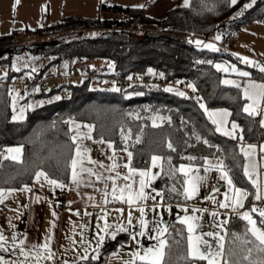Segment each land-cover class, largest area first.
<instances>
[{"label":"trees","instance_id":"16d2710c","mask_svg":"<svg viewBox=\"0 0 264 264\" xmlns=\"http://www.w3.org/2000/svg\"><path fill=\"white\" fill-rule=\"evenodd\" d=\"M245 4L251 6L244 8ZM100 11L116 17L70 16L52 26L30 32L37 37L51 34L67 37L64 41L41 45L30 52L35 57L50 58L38 74L15 73L10 69L15 54L0 56V68L7 69V75L0 79V151L15 146L21 149L19 161H0V188L15 189L27 185L37 171H44L66 184L70 174L68 165L73 155L68 123L76 120L91 124L94 138L110 141L116 151L126 149L131 152L130 166L133 168L145 169L153 155L161 157L162 169L154 189L165 203L187 202L180 165H200L205 157L221 158L234 185L245 189L249 199L251 186L244 175L243 157L236 143L215 133L199 106L203 103L205 108L228 109L230 120L241 128L244 141L264 140V129L257 126V117L243 112L245 101L241 90L223 86L220 82L222 74L214 66L219 61L240 63L227 50L201 48L189 38L207 40L220 30L232 33L249 23L264 21V0H236L235 4L230 0H191L188 7L169 11L157 23L161 26L159 31L139 28L141 23L148 22L142 9L100 5ZM132 26L134 30H128ZM91 29L97 30L98 34H83V31ZM24 34H29V31L0 35V49L31 44H14ZM92 60L107 63L99 69L113 76L139 73L154 80V84L100 89L96 81L83 78L77 82L56 83L51 90L31 86L24 90L21 103L48 99L63 91L66 97L27 110L21 121L12 119L10 86L14 79L22 82L28 77L39 81L65 76L74 64L94 68L86 65ZM250 75L264 79L263 73L253 69H250ZM171 80H176L180 86L186 81L192 84L195 90H189L197 93L200 103L188 99L179 87L169 86ZM166 88L172 91H165ZM178 92L184 95L180 96ZM156 116L160 120L153 126ZM137 136H140L139 142L136 141ZM169 143L175 151L167 147ZM245 228L246 222L238 218L231 219L228 227L225 250H230L233 255L226 258L240 264H247L243 256L252 245L234 242L233 233L243 234ZM124 240L125 235H120L104 241L98 258L87 259L81 264H105L108 256ZM165 251L164 261L170 264H193V260L187 257L185 229L179 224H171Z\"/></svg>","mask_w":264,"mask_h":264},{"label":"crops","instance_id":"0c3cea01","mask_svg":"<svg viewBox=\"0 0 264 264\" xmlns=\"http://www.w3.org/2000/svg\"><path fill=\"white\" fill-rule=\"evenodd\" d=\"M190 2L191 0H188V4L185 6V0H0V26L2 19L9 20L10 17H14L17 14L23 17L28 13V9H30L28 15H32L33 19L34 17H38V15L41 17V26L38 24V20L34 19L31 22L34 24L30 25L32 28L29 30L26 29L32 37V41L29 43L38 44L41 41L54 38L60 34L37 37L30 34L33 30L42 28L43 26H52L61 19L70 16L85 18L100 17L102 19L114 18L116 17L115 15L100 11V5H117L131 9H142L143 17L146 18L148 22L141 23L139 28L142 30H159L161 26L157 23L162 21L169 11L177 7H188ZM42 16L49 19L45 21L42 19ZM35 22L37 23L35 24ZM239 30L238 33H230L227 31L229 32L228 35L222 36V39L232 35L235 37L236 46L233 51L228 52L233 54L240 64L230 61H219L216 62L214 66L216 70L222 74L220 82L222 80H233L239 85V87H237L233 84L221 83L223 86L236 87L241 90L242 97L245 101L242 107L243 109L244 105L249 103L243 95L245 85L250 81L258 84L264 83V79L253 78L250 75V69H252L253 65L242 62L240 58L247 57L248 60L253 62L256 60L264 61V21L249 23ZM12 31L15 30L10 28L8 32L4 34L0 33V35H8ZM96 31L95 29L86 30L85 32L83 31V34L88 32L95 33ZM201 41H206L208 43L209 39ZM221 41L219 40L217 42L211 40L210 43L214 44L217 48ZM241 44H244V46L242 47ZM201 45H204V43H201ZM26 53L31 54L30 52ZM26 53L23 51L21 54H15L10 67L13 72L17 73L22 71L23 73L38 74L50 62V58L47 57L41 59L37 57L28 58ZM101 61L99 60V64L95 66L90 64L91 61H89V64L94 68L107 65V63L100 64ZM217 64L221 65V69H217ZM13 65H15V67H13ZM233 66L239 71L249 73V75L244 77L237 73H233L231 71ZM225 69H227V71H225ZM6 75L7 69L4 67L0 68V79L4 78ZM53 78L50 77L49 80ZM60 80L64 83L69 80L78 79L62 78ZM11 85L20 87L21 95L24 96V90L26 88L21 86V80L14 79ZM190 90L192 91L193 88ZM56 97L60 98V93L53 94L48 99H38L24 103L20 102L19 104L15 102V106H13L12 99V119L13 115L19 116L21 114L22 108L24 109V119L27 110L36 109L44 103L56 101L58 100L55 99ZM27 105H31V107H27ZM200 109L215 133L236 143L238 151L243 157V172L246 158L241 149L248 150V145L255 146L250 150L252 153L250 159L256 164V173L253 179L257 181L259 187H253L251 181L247 177L251 186V194L249 199L247 194L244 198L243 208H239L240 212L249 211L253 208V204L256 201H264V152L261 151V145H264V140L252 143L244 141L240 127L234 130L235 138L226 136L223 132H217L215 125H213L205 115L204 109L201 107ZM206 109L209 111L226 110L229 116L227 117V123L224 124L223 127L227 131H233L231 127L233 121L230 120V111L228 109L222 107ZM244 113L248 115L246 112ZM255 117H257V126L264 129L259 122L260 119L264 118V108L258 110ZM23 119L14 121H21ZM70 122L68 123V129L71 128V131L69 130L70 137L77 135L78 132L80 133V138L76 143L72 141L73 155L76 154V144H80L82 148L89 149L90 151L86 153V156L91 157V160L97 163L91 164L85 160L84 167L91 168L94 174L89 175L87 172H82L80 174L81 181L77 185L71 182L70 169L68 182L64 184L63 188H53L43 177L37 180L34 175L29 184L15 188V191L10 194L7 192V189H4V199L3 202H0V235L5 238L3 241H0V244L3 245V247H0V259L4 261V264H81L87 259H91L93 255L98 258L100 248H97L96 245L99 236L103 235L105 241L112 240L110 233L116 231V226L118 225H123L126 231L116 232V237L125 235V240L120 242L116 250L108 256L105 264H125L126 261L131 260L133 250L138 248H149L155 245L156 240L152 239L151 236L155 234V229L160 226L167 228V232L165 233L167 240V235L172 223L179 224L185 229L187 248V228L186 225L179 220L180 217L184 216L196 217L193 221L197 226L196 234L218 232L224 237V247L226 249L229 223L233 218H241L236 215L230 207H220L219 202L224 200L225 193L229 191V186L225 180L219 178V173L215 169L205 173L204 160L200 165H186L192 168L193 175L207 177L206 180L200 182L196 195L191 199L185 197L187 199L186 203H165L161 198L157 200V197L160 195L154 189V183L161 173L162 160L160 159L156 167H152V161L150 159L149 166L145 169H151L152 173H158V175H155L144 189L147 194L146 198L137 201L139 206L144 207L143 219L147 221V227L144 229V235H136L135 239H132L130 234L140 231L138 220L141 213L135 205L130 209L126 200L121 202L115 199L113 195V179H110V177L115 178V184L117 186L115 191L116 196L120 195V188L125 184H132L133 188L139 187L140 177L138 174L133 176L131 180L126 181L124 179L126 175H129L128 168L125 167L126 164H129L128 152L125 150L116 151L112 143L111 148L108 146V142L110 141L94 138L91 124L76 120ZM76 125L80 126L79 129H77ZM85 125H91L90 132ZM85 134L90 135L91 139H88ZM17 147L18 146L9 148ZM9 148H4L0 151V161L9 159L7 158V149ZM207 158L211 164H217L222 160L219 157ZM113 164H115L116 167L111 168L110 166ZM180 173L183 174L182 172ZM97 176H99L100 179H97ZM25 187H27L28 191L24 190ZM244 191L246 192L245 189ZM58 195L65 196L67 205L71 207L70 211H64L56 205L54 198ZM229 195L233 194L229 193ZM257 195L260 196V199H256ZM117 209L121 211H117ZM130 210L132 211L131 224L128 223V213ZM212 213H215V216H213ZM251 215L252 218L257 221V226L260 227L259 221L261 217H259L257 213H251ZM224 221L228 222L224 223ZM105 224L108 225L107 229H105ZM216 225H219V227H216ZM102 229L105 230L102 231ZM14 235L16 237L15 242H13ZM49 237L50 240L48 239ZM202 239L207 240L213 248L216 247V241L213 237L202 236ZM20 240H24L23 245H20ZM45 243L48 244V249L39 247ZM21 247L29 253L39 252L41 258L37 262L36 258L31 254L25 257L20 253ZM49 253L51 254V259L46 258ZM85 256L87 259H82V257ZM138 263L142 264L141 261L137 260L136 264ZM193 264H207V261L193 260Z\"/></svg>","mask_w":264,"mask_h":264},{"label":"snow or ice","instance_id":"6c2138e0","mask_svg":"<svg viewBox=\"0 0 264 264\" xmlns=\"http://www.w3.org/2000/svg\"><path fill=\"white\" fill-rule=\"evenodd\" d=\"M231 4H235L236 0H230ZM188 0H185V6H187ZM250 4H245L244 8L250 7ZM240 13H237L239 15ZM216 40H220V36L217 35L215 37ZM197 46L201 45V41L197 40L195 41ZM203 47L216 50L214 44H204ZM242 62L247 63L249 65H254L253 61L248 60L247 57H241L240 58ZM15 67V65H13ZM217 69H221V65H216ZM259 67V70L261 72H264V67ZM227 71V69H225ZM231 71L233 73H237L240 76L247 77L249 73L239 71L235 66L231 68ZM149 72H151V69H149ZM221 83L223 84H233L237 87L239 85L236 83V81L233 80H222ZM189 88H193L192 84L188 85ZM116 90V89H114ZM193 90H195L193 88ZM165 91H172L171 88H166ZM180 96H183V92L177 93ZM244 97L249 101V103H246L244 105L243 111L246 112L249 116H256L258 110L264 108V83H255L253 81H250L247 83L243 90ZM55 99H59V97H56ZM13 106H15V97H13ZM27 107H31V105H27ZM200 107L204 109L205 115L208 117V119L212 122L213 125H215L217 132H223L224 135L234 137V130H236L239 126L236 124L235 121L231 123V127L233 131H227L223 127L224 124L227 123V117L229 116V113L226 110H214L209 111L205 108V105L203 103L200 104ZM23 111L24 109H21V114L19 116L13 115V120L17 119H23ZM260 125L264 127V118L260 119ZM71 123V122H70ZM153 126L155 125V120L153 121ZM77 129H79V125H76ZM89 129V132L91 131V125H85ZM71 131V128L69 129ZM87 135V134H85ZM193 135H196L195 132H193ZM123 136V134H122ZM80 138V133L78 132L77 135H74L71 137L72 141L76 143V141ZM88 139H91L90 135H87ZM125 140L127 137H123ZM196 138L199 140L200 136L197 135ZM136 141H140V136L136 137ZM205 144L208 143L207 140L204 141ZM108 146L111 148L112 144L111 142H108ZM167 147L173 151L175 149L173 148V145L169 143ZM255 146L248 145L247 149H241V151L244 153V156L246 158V162L244 164V175L248 177V179L251 181L253 187L258 188V183L255 179H253L254 174L256 173V164L253 163L250 159L252 153L251 149H253ZM76 154L70 157V163L68 167L71 169V182L74 184H79L81 181V173L87 172L89 175L94 174L91 168H85L84 167V161L87 160L88 163L94 164L97 163L96 161L91 160V157L86 156V153H88L90 150L87 148H82L80 144H76ZM126 151V149H125ZM261 151L264 152V145H261ZM20 152L21 149L19 147L17 148H9L7 149L8 157L9 159L13 161H19L20 159ZM128 158H129V164H126L125 167L128 168L129 175H126L124 179L131 180L133 176L139 175V187L133 188L132 184H125L120 188V195L116 196V184H115V178L110 177V179H113V195L115 199L120 200L121 202H124L126 200L127 204L129 205V208L131 209L134 205L141 213V216L138 220V223L140 225V231L138 233H131L130 237L132 239H135L136 235H144V229L147 227V221L143 219L144 216V207H141L137 204V201H141L146 198L147 194L145 193L144 189L148 186L150 181L154 178L155 175H158V173H152L151 169H136L130 166L132 153L128 152ZM161 157L153 155L151 157L152 161V167H156L158 165V162L160 161ZM170 159V157H169ZM188 159L192 160L195 159L194 157H188ZM205 163V173L208 171L215 169L219 173V178L223 179L227 182L229 186V191L225 193V198L223 201H220V207H230L233 212L238 215L242 220L246 221V228L245 232L243 234H236L233 233L234 236V242L239 241L244 245L251 244L252 247H248L246 250V254L243 256V261H246L247 264H264V208L257 209L253 207L249 211H243L240 212L239 208H243L244 206V198L247 196V193L244 191V189L236 187L233 183L232 178L229 176L228 170L224 162L221 160L217 164H211L208 161V158H204ZM103 166V165H101ZM111 168L116 167L115 164L110 166ZM180 172L183 173L185 180H184V195L187 199H191L193 196L196 195L200 182L207 179L206 176H199V175H193L192 174V168L190 166L186 165H180ZM35 177L37 180H39L41 177L53 188H63L64 184L57 178H52L44 171H37L35 173ZM97 179H100L99 176H97ZM25 191H28L27 187L24 189ZM215 190V189H214ZM4 189H0V202H3L4 199ZM15 191L14 189H7V192L10 194L11 192ZM229 193H232L233 195H229ZM159 194V193H158ZM256 199H260V196L257 195ZM117 211H121L120 209H117ZM251 213H257L259 217H261V220L259 221L260 225L262 227L257 226V221L252 218ZM53 215L55 216V213L53 212ZM213 216H215V213H212ZM196 219L194 216H184L180 217L179 220L181 223L186 225L187 228V257L193 260H206L207 264H240L239 261H232L227 259V256L233 255V253L228 250L226 252L224 247V237L221 236L218 232H207V233H201L196 234V225L193 223V221ZM132 222V211L130 210L128 213V223L131 224ZM228 221H224V223H227ZM216 227H219V225H216ZM108 228V225L105 224V229ZM105 229H102L104 231ZM126 229L123 227V225L116 226V231H113L110 233L111 238L115 239L116 232H125ZM167 232V228L160 226L157 229H155V234L151 236L152 239L156 240V244L144 249H135L133 250L131 256V260L126 261L125 264H136V261L139 260L142 262V264H162V261L164 264H170L169 261H164L165 256L167 255L165 248L167 246V240L165 237V233ZM249 234L250 237L249 238ZM202 236H210L213 237L216 241V247L213 248L212 245L205 239H202ZM5 238L0 235V241H3ZM50 240V237L48 238ZM16 241L15 235L13 236V242ZM105 241V237L103 235L99 236L98 242L96 247L100 248ZM20 245L24 244V240L19 241ZM203 246V247H202ZM0 247H3L2 244H0ZM36 247V246H33ZM43 249H48V244L45 243L44 245L39 246ZM255 252V255L253 253ZM20 253L27 257L28 255H33L37 262L39 261L40 253L39 252H26L23 247L20 248ZM47 259H51V254L49 253ZM96 256L93 255L91 257L92 260H96ZM82 259H87V257H82ZM0 264H4V261L0 259Z\"/></svg>","mask_w":264,"mask_h":264},{"label":"built area","instance_id":"2783aa9c","mask_svg":"<svg viewBox=\"0 0 264 264\" xmlns=\"http://www.w3.org/2000/svg\"><path fill=\"white\" fill-rule=\"evenodd\" d=\"M128 30H134V27L132 26ZM189 40L191 42H194V41H196V38L190 37ZM30 41H32V37L29 34H24V35L20 36L14 44L15 45H23V44L29 43ZM218 45L222 49H225L227 51H233L235 46H236V39L232 35V36H229V37L222 39V41ZM241 46L243 47L244 44H241ZM257 66L264 67V61L256 60L254 62V65L252 66V69L255 72L264 74V72H261L259 70V67H257ZM62 78L63 79H72V78L91 79V80L96 81L98 83V87L100 89H107L109 87L120 89V88L129 87L131 85L154 84V80L149 79L148 77H145L139 73H132V74L127 75V76L123 75V74H117V75L113 76V75L103 71L102 69H99V68L88 69L87 67L80 66L79 64H74L71 67L70 73L68 75L59 76V77L57 76V77H54L53 79H62ZM48 80H49V77L41 79L39 81H35L33 77H28L25 81L21 82V86L24 88L31 87V86H43L47 83ZM188 85H189V83L187 81L184 83L183 86H180L176 80H171L169 82V86L179 87L180 89H182L184 91V93L188 97V99L199 104L200 102L197 99V93L195 91L191 92L188 88ZM65 97H66L65 92L64 91L61 92L60 98H65ZM158 199H160V196L157 197V200ZM54 202L56 203V205L60 209H62L64 211H70L71 210V207L67 205L65 196H63V195L56 196L54 198ZM253 207H255L257 209L264 208V201L263 200L256 201L253 204Z\"/></svg>","mask_w":264,"mask_h":264},{"label":"rangeland","instance_id":"374dc122","mask_svg":"<svg viewBox=\"0 0 264 264\" xmlns=\"http://www.w3.org/2000/svg\"><path fill=\"white\" fill-rule=\"evenodd\" d=\"M29 11H30V9H28ZM28 11V13H26V15H24L23 17L22 16H19L18 14L16 15V16H14V17H10L9 18V20L8 19H2V22H1V26H0V33L1 34H4V33H6V32H8L9 30H10V28H13L16 32H23V31H25L26 29H31L32 27H30V25H32V24H34V23H31L34 19L36 20H38V24L41 26V17H39V15H38V17H34V19H33V17H32V15H28L30 12ZM42 19L43 20H45L46 21V19L48 20L49 18H46L45 16H42ZM37 22H35V24H36ZM44 27V26H43ZM146 30V29H145ZM153 31H159V30H153ZM240 30H237V31H234L235 33H238ZM228 33L229 32H227V30L226 31H224V30H220V31H218L213 37H211L210 39H209V42L207 43L206 41H201V40H199V41H201L202 43H204V44H209L210 43V41L212 40H215V41H219V40H216L215 39V37L217 36V35H219L220 36V41H221V39H222V36H224V35H228ZM98 33L96 32V33H92V32H88V36H95V35H97ZM76 37V36H75ZM67 39V37H65V36H59V35H57L56 36V38L54 39V38H48L47 40H44V41H41L40 43H38V44H41L42 46H47L48 44H50V43H52V42H56V41H64V40H66ZM196 44V43H195ZM196 46H197V44H196ZM198 47H203V45H200V46H198ZM215 48H216V46H215ZM222 50V51H224L225 49H222V48H220V47H218L217 46V48H216V50ZM26 52H29V51H24V53H26ZM26 56L29 58V57H32V58H36L34 55H32V54H29V53H26ZM37 58H39V59H41V58H43L42 56H38ZM98 61V62H97ZM101 61V60H100ZM87 63V62H86ZM89 63V62H88ZM86 64L87 66H89L90 64L91 65H93V66H95L96 64H99V60H92L91 62H90V64ZM103 63H105L104 61H101L100 62V64H103ZM90 65V66H91ZM73 79H78V78H73ZM19 80V79H18ZM69 81H73V82H77V81H79V79L78 80H69ZM58 83V84H60V83H62L61 82V80L60 79H56V80H54V79H51V80H49V82L47 83V84H45V85H43L42 87L44 88V89H46V90H51V89H53V88H55L56 86H54V83ZM97 84V86H98V83H96ZM95 85V84H94ZM109 87V86H108ZM109 88H111V87H109ZM189 88V87H188ZM11 91H12V99H13V97H15V102L17 103V104H19L20 102H21V100L23 99V95H21V88L20 87H18V86H16V85H11ZM191 89V88H190ZM157 119V120H156ZM158 119L160 120V117L159 116H156V117H154L153 118V121L155 120V122H157L158 121Z\"/></svg>","mask_w":264,"mask_h":264},{"label":"water","instance_id":"95a60500","mask_svg":"<svg viewBox=\"0 0 264 264\" xmlns=\"http://www.w3.org/2000/svg\"><path fill=\"white\" fill-rule=\"evenodd\" d=\"M41 46V44H29L27 46H15V47H10V48H3L0 49V56L8 53V54H21L23 51H34L38 49Z\"/></svg>","mask_w":264,"mask_h":264}]
</instances>
